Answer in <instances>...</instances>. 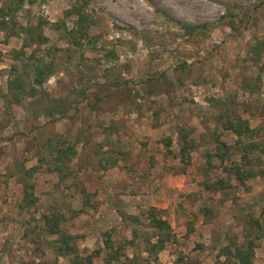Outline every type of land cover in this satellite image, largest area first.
<instances>
[{
	"label": "rangeland",
	"instance_id": "obj_1",
	"mask_svg": "<svg viewBox=\"0 0 264 264\" xmlns=\"http://www.w3.org/2000/svg\"><path fill=\"white\" fill-rule=\"evenodd\" d=\"M82 2L0 0V264H55L57 235L43 229V214L53 210L66 216L64 230L80 235L82 253L103 249L97 264H106V233L126 244L135 264H219L216 245L242 240L252 215L264 224L263 176L229 194L199 183L219 114L264 125V0H88L94 23L83 36L69 12ZM42 20L49 42L24 47V28ZM50 48H58L51 51L57 68L44 90L69 106L55 119L43 114L47 98L16 103L8 88L14 66L27 76L21 50L48 58ZM184 127L199 145L185 174L163 144L171 138L178 152ZM49 139L76 144L68 168L49 172ZM20 166L38 171L26 178ZM220 174L211 168L208 178ZM23 179L36 184L31 205L22 200ZM151 206L175 236L156 260L146 251L155 239L145 216ZM58 264L70 261L60 256ZM253 264H264V234Z\"/></svg>",
	"mask_w": 264,
	"mask_h": 264
},
{
	"label": "trees",
	"instance_id": "obj_2",
	"mask_svg": "<svg viewBox=\"0 0 264 264\" xmlns=\"http://www.w3.org/2000/svg\"><path fill=\"white\" fill-rule=\"evenodd\" d=\"M82 0H80L81 2ZM88 0L75 6L69 12L78 15L77 25L81 26L78 33L82 36L88 33L89 27L94 20L89 13L85 12V6ZM5 17V16H4ZM47 21H40L38 24H30L24 28L25 32L30 35L29 39L24 40V47L30 43L39 45L49 42V38L42 31V26L48 24ZM5 26L7 20H2ZM67 34L74 33L73 29L66 28ZM186 29L195 30L196 27H187ZM57 51L58 48H50L47 52V57L40 56L35 51L27 54L21 50L19 55L22 58L23 69L27 76L24 77L22 71L14 66L12 69V78L8 82V88L14 102L22 103L24 98L32 99L47 98L48 105L44 107L43 114L52 116H65L68 113V103L64 99H50L47 97V92L44 90L46 81L52 76L57 68V63L51 51ZM256 55L260 54V49H255ZM264 69V64L261 66ZM258 79L252 81L254 89H260L262 85ZM84 91L81 92V94ZM11 99V98H10ZM211 129V128H210ZM212 135L215 136L214 147H206L203 150L205 165L204 173L199 177V183L202 188L208 192H221L224 194L232 193L235 188L247 187V181L257 176L264 177V125L259 124L255 127L251 125L248 116H242L237 113L223 112L217 116L214 127L211 129ZM193 128H180L177 131L179 150H172V139L164 138L163 144L166 147V153L172 155L173 160L182 167L180 173H186V166L192 162V159L197 152V145L192 136ZM228 137V138H227ZM52 139L47 142L49 154L52 155L53 164L48 168L49 172L60 171L63 168H68V162L76 155V144L70 143L67 140L60 139L57 144H52ZM63 145V146H61ZM111 165H116L118 159L114 156L107 158ZM217 159L219 162L214 163ZM107 160V161H108ZM106 166V165H105ZM20 171L23 172L26 178L34 176L38 168H23L20 166ZM220 168L221 174L215 179L208 178L211 168ZM23 190V199L25 203L31 205L37 202L35 196L36 184L27 179H23L19 185ZM209 210L204 208V214ZM148 226L154 229L155 239L147 241L146 251L154 260L160 251H162L168 242L174 240V233L171 223L162 215L159 208L151 206L145 212ZM132 219H137L136 216H129ZM66 219V216L58 211H51L43 214V229L49 234L57 235L56 244L52 245L53 253L55 254V264H58V258L64 256L69 259L70 264H97L95 258L100 256L102 248L95 249L89 253H82L78 245L79 234H73L64 230L61 222ZM261 217L252 215L243 229V239L240 240L236 236L227 238V242L217 246V262L219 264H253L257 241L264 234V224ZM192 228H190L191 230ZM189 231V230H188ZM135 235L139 234V230L133 229ZM147 240V239H146ZM106 255L104 261L106 264H135L131 258H128L124 252L125 243L114 245L108 233L105 238ZM86 252V251H85ZM124 257V258H123ZM121 259L122 262H121ZM21 264H38L36 261L22 262Z\"/></svg>",
	"mask_w": 264,
	"mask_h": 264
},
{
	"label": "bare ground",
	"instance_id": "obj_3",
	"mask_svg": "<svg viewBox=\"0 0 264 264\" xmlns=\"http://www.w3.org/2000/svg\"><path fill=\"white\" fill-rule=\"evenodd\" d=\"M193 1V0H192ZM191 3V2H190ZM195 4V3H194ZM195 7V6H194Z\"/></svg>",
	"mask_w": 264,
	"mask_h": 264
}]
</instances>
